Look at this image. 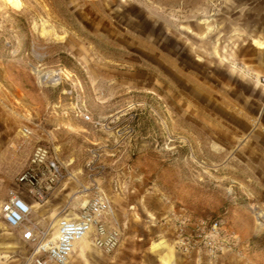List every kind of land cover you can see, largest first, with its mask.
<instances>
[{
  "label": "rangeland",
  "instance_id": "1",
  "mask_svg": "<svg viewBox=\"0 0 264 264\" xmlns=\"http://www.w3.org/2000/svg\"><path fill=\"white\" fill-rule=\"evenodd\" d=\"M258 43L264 0H0V209L43 143L70 175L33 202L42 227L71 186L83 205L95 179L111 201L120 245L92 253L91 233L75 248L88 264H197L201 253L174 246L173 213L223 224L219 256L204 251L203 264H264ZM29 251L0 219V264Z\"/></svg>",
  "mask_w": 264,
  "mask_h": 264
},
{
  "label": "built area",
  "instance_id": "2",
  "mask_svg": "<svg viewBox=\"0 0 264 264\" xmlns=\"http://www.w3.org/2000/svg\"><path fill=\"white\" fill-rule=\"evenodd\" d=\"M57 77L61 79L60 74ZM257 80L264 87V75ZM77 92L72 88L64 94L77 96ZM77 115L85 121L91 120L84 103L77 106ZM21 135L28 141L33 132L29 127H23ZM69 175L52 149L46 144L37 143L27 167L17 179V187L9 191L3 202L0 219L17 231L30 249L23 264H70L76 245L91 233H94L93 245L100 253L112 255L118 249L120 232L107 222V217L112 213V204L107 192L95 179L90 186H83L81 190V193L90 195L87 204L69 201L59 213L61 218L56 226L53 222L42 227L34 216L33 202L39 205L46 203ZM75 204L79 205V210L72 213L71 208H75ZM171 220L176 226L174 246L178 251L184 255L201 253L197 257V264H203L202 256L205 253L211 262L216 261L224 234L221 222H195L177 213L172 214Z\"/></svg>",
  "mask_w": 264,
  "mask_h": 264
},
{
  "label": "crops",
  "instance_id": "3",
  "mask_svg": "<svg viewBox=\"0 0 264 264\" xmlns=\"http://www.w3.org/2000/svg\"><path fill=\"white\" fill-rule=\"evenodd\" d=\"M74 188H73V186H71L70 187V189L69 190H73ZM68 190V192L67 193H65V196L66 195H69V196H67L68 198H67V201L69 202L70 200H71V196H70V191ZM68 202H67V204H68ZM34 206V205H33ZM58 209H60V208H58ZM63 209H61V210H59L58 211V213L56 214V215H54V217H53V219H56V224L58 223L57 222V220L59 219L60 220V218H61V216L59 215V213L62 211ZM50 217H52L51 215H49V216H47V217H45V220H49L50 219ZM92 253H98V254H102V253H100L99 251H97L96 249H95V247H94V245H92ZM91 253V254H92ZM102 255H104V254H102ZM86 262L87 264H88V262H89V259H88V256L87 255H85L84 254V257H81V255H78V253H77V251L76 252H74L73 253V255L71 256V262H70V264H78L79 262Z\"/></svg>",
  "mask_w": 264,
  "mask_h": 264
},
{
  "label": "bare ground",
  "instance_id": "4",
  "mask_svg": "<svg viewBox=\"0 0 264 264\" xmlns=\"http://www.w3.org/2000/svg\"><path fill=\"white\" fill-rule=\"evenodd\" d=\"M8 4H10V5H21V3H22V0H5ZM258 42V41H257ZM262 48H264V43H258ZM72 201H73V199H72ZM85 204H87V201L86 202H84L83 203V205H85ZM61 216V215H60ZM57 224H55V226H56ZM84 240V239H83ZM80 242H82V240L80 241ZM77 246V245H76ZM76 248V247H75ZM76 250V249H75Z\"/></svg>",
  "mask_w": 264,
  "mask_h": 264
}]
</instances>
